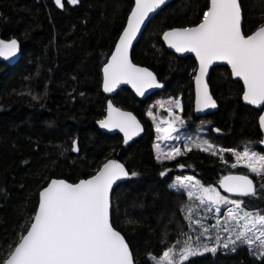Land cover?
Returning <instances> with one entry per match:
<instances>
[{"label": "trees", "instance_id": "trees-1", "mask_svg": "<svg viewBox=\"0 0 264 264\" xmlns=\"http://www.w3.org/2000/svg\"><path fill=\"white\" fill-rule=\"evenodd\" d=\"M239 2L247 34L264 23V0ZM207 4L208 0H170L133 45L132 60L151 68L164 87L140 99L122 86L112 96L144 127L142 135L123 146L119 133L101 131L96 120L104 115L107 98L101 89V67L132 0H79L76 5L63 0L62 8L53 0H0V37H16L22 47L15 63L0 60V256L5 258L9 245L25 232L39 189L51 177L76 181L110 157L137 174L116 184L111 193V223L125 236L135 264H158L168 248H176L189 234L197 235L192 219L200 208L170 185L177 174L191 172L201 185L219 188L224 174L247 173L254 179L255 194L236 198L243 209L264 215V179L244 165L232 167V151L264 152L258 144L260 109L242 101V83L226 65H215L208 83L218 107L196 116L192 84L196 61L192 55L177 56L161 40L168 27L199 22ZM156 94L181 98L182 122L187 129L199 124L219 146L215 155L190 147L172 160L155 157L147 108ZM73 141L78 151H72ZM216 248L215 253L199 251L202 254L179 264H264L247 244H236L235 251L233 245Z\"/></svg>", "mask_w": 264, "mask_h": 264}, {"label": "snow or ice", "instance_id": "snow-or-ice-1", "mask_svg": "<svg viewBox=\"0 0 264 264\" xmlns=\"http://www.w3.org/2000/svg\"><path fill=\"white\" fill-rule=\"evenodd\" d=\"M54 2L58 7L64 6L62 0ZM67 2L76 5L79 0ZM165 3L166 0H135V6L127 18V25L116 42L115 51L103 67L105 92H112L121 83L131 84L138 95H144L147 88L161 86L152 72L131 63L128 50L150 14ZM163 39L177 52H194L199 61V72L195 75L197 111L216 107L204 83V76L213 61H225L231 66L232 75L243 81L244 101L252 105H264V23L251 34H245L238 0H208L199 24L166 31L163 33ZM17 49L15 39L7 42L0 40V56L6 59L12 57ZM175 105L179 107L180 101L176 100ZM148 115L152 116V112L150 111ZM176 120H180V117L177 116ZM259 122L261 128H264V115L260 116ZM98 123L102 128H118L124 133L125 143L142 131L139 122L131 113L114 108L111 102L108 104V117ZM156 131L164 134L163 139H168L175 128L171 124L168 128L157 125ZM203 144L207 147L202 148L199 143L194 146L204 151L213 148L207 141ZM185 148L191 150L187 145ZM72 151H78L75 141ZM222 151L224 150L221 149ZM181 154L180 148H173L166 155V159L172 160ZM212 154L215 155L216 152L212 151ZM234 155L237 161H248L245 166L264 179V156L248 151L234 152ZM232 167L235 168L236 164ZM129 175L137 174L135 172L130 174L122 164L108 160L95 175L78 183L51 181L39 193L38 207L29 218V226L25 228L26 234L20 235L15 244L9 245L12 250L7 254V258L0 256V264H134L124 237L109 221V190L114 181ZM160 175L164 176L165 172H161ZM191 179L178 177L177 181L180 187H185L184 181ZM221 186L226 191L241 196L255 194L253 181L247 176L225 177L221 181ZM212 191L214 190L210 188L202 189L205 195L197 197L201 204H204L205 200L213 205L220 202L231 203L235 205L237 211L229 209L228 217L237 224L241 220L244 221L235 239L225 240L222 247L227 248L231 244L232 250L235 251L237 242L247 244L250 249L255 246L257 258L264 259V215L244 211L241 216V201H228L218 193L215 196L209 195ZM188 196L191 198L193 193L189 191ZM186 218L192 219L191 216ZM192 223L196 224L198 221L192 220ZM224 230L228 231L227 228ZM204 231L206 232L207 228ZM216 242L220 243L219 236L216 237ZM203 251L215 253L217 248L205 244ZM198 254L202 253L191 248H183L180 251L179 262ZM179 262L173 256V248H168L159 259V264Z\"/></svg>", "mask_w": 264, "mask_h": 264}, {"label": "rangeland", "instance_id": "rangeland-1", "mask_svg": "<svg viewBox=\"0 0 264 264\" xmlns=\"http://www.w3.org/2000/svg\"><path fill=\"white\" fill-rule=\"evenodd\" d=\"M180 101V106L177 107L175 105V101ZM153 108H157L158 111L154 110ZM181 98L173 97L169 94H156L153 96V98L150 100L148 104V112L151 111L152 116H149V119L152 122V126L154 128V138H153V148L155 152V157L158 156L160 159L166 158V155L171 152L173 148H180L181 152L186 150L185 145L189 147H195L194 145L199 143L201 144L202 148H206L207 145H204L203 142L207 141L208 145H212L213 148L211 151H215L219 146H217L214 142L210 141L208 136L203 133V128L201 126L196 125L193 129H187V123L181 122ZM161 109L165 110V112L161 113ZM180 117V120H176V117ZM184 120H186L184 118ZM173 128H175V131L171 133V136L168 139H163V133H158L156 131V126L159 125L162 128H168L169 125ZM159 145V147H157ZM244 151L248 152H255L258 156H264V152L260 151L258 149H252V148H244L239 151H232L234 152H240L243 153ZM176 157V156H175ZM234 163L237 165H246L248 161L241 160L237 161L236 156L234 155ZM249 169V168H248ZM185 178V177H191V180H185L184 184L185 187H180L179 183L177 181V178ZM173 188L178 189L180 191H184L190 200L191 204H197V206L200 208L199 212L195 214L194 219L195 221H198V223L193 224L195 226V232L197 235L189 234L183 239V243L176 246V248H173V256L176 257L177 261L179 262V255L180 251L183 248H191L194 250L203 251V245L207 244L209 247L222 245L225 240L228 239H235V235L238 231L241 230L240 226L244 224V221L241 220L239 224H237L236 221L231 220L228 217V211L229 209H232L234 212L237 211L235 208V205L231 203H223L220 202L218 204H211L209 201L205 200L204 204L200 203V200L197 199V197H200L202 195H205L202 192L203 188H210L214 191L209 193V195L215 196L217 193L220 197H226L228 201L237 200L238 198L234 196H230L225 194L223 191H221L216 186H204L201 185L200 182L195 178L194 174L191 172H185L183 174H177L174 176V179L171 181L170 184ZM191 191L193 193V196L189 198L188 192ZM219 209V211H217ZM242 211H240V215H243L244 211H248L253 213L254 215L258 212L255 210H245L242 208ZM260 214V213H259ZM260 227L259 225L257 226ZM207 228V231L205 232L204 229ZM227 228L228 231H225L224 229ZM235 229V231H233ZM255 231V230H254ZM203 233V235H201ZM253 233H249V235H252ZM258 234V233H256ZM220 237V243L218 244L216 242V237ZM239 242H237L238 244ZM231 246V244H229ZM228 246V247H229ZM255 252V246L251 248ZM159 264V262H158Z\"/></svg>", "mask_w": 264, "mask_h": 264}, {"label": "water", "instance_id": "water-1", "mask_svg": "<svg viewBox=\"0 0 264 264\" xmlns=\"http://www.w3.org/2000/svg\"><path fill=\"white\" fill-rule=\"evenodd\" d=\"M169 1H170V0H166V3H165V4H167ZM53 2H54V0H53ZM238 2H239V0H238ZM62 3H63V0H62ZM54 4H55V2H54ZM165 4H164V5H165ZM239 4H240V2H239ZM55 5H56V4H55ZM164 5H162V6H161L159 9H157L155 12H153V13L150 14V16H149V18L146 20L145 24L141 26V30L137 33L136 38L133 40L132 45H131V47H130L129 50H128V58H129V60L131 61V63H133L134 65H136V66H138V67L146 68V69H148V71L152 72L153 75H154L155 78H156L157 83H159V84L161 85L160 87L147 88V89L145 90L144 95H138L137 92H136V90L132 87V85H131V84H127V83H121V84L117 85V86L114 88V90H113L112 92H105V91H104V73H103V67H104L105 63H107L108 60L111 58L112 53L115 51L116 42H117V40L119 39V36H120V34L122 33L124 27H126V25H127V18H128V16H129V14H130L132 8L135 6V0H132V5H131V7H130L128 13H127V16H126V19H125L124 25H123L121 31L119 32V34H118V36H117V38H116V41H115V43H114L113 48L111 49L110 53L108 54L106 60L104 61V63L102 64V67H101V72H102L101 89H102V91L104 92V94L107 96V98H106V102H105V112H104V115H103L102 117L98 118V119L96 120V123H97V126L99 127V129H100L101 131H104V132H107V133H116V132L119 133V134L122 136V145H123V146H127V145L130 144L133 140H135L137 137H139L140 135H142L143 130H144V127H143V123H142V121L139 119V117H138V116H137V115H136L131 109L123 108V107H120V106H118L117 104H115L114 101H113V99H112V96H113V95L117 92V90H118L120 87H122V86L129 87V88L133 91V93H134L138 98H140V99L145 98V97H147V96L153 94L154 92H156V91H158V90H161V89L164 87V82L161 81L160 79H158V77L156 76L155 72H154L151 68H149V67L146 66V65H143V64H139V63H137V62H134V61L132 60V57H131V50H132V48H133V45L135 44V42H136L137 39L139 38V36H140L141 32L143 31L144 27L146 26V24L148 23V21L152 18V16H153L156 12H158V11H159ZM56 6H57V5H56ZM57 7H58V6H57ZM58 8H62V7H58ZM241 13H242V10H241ZM242 20H243V18H242ZM199 23H200V21L197 22V23H195V24H191V25L172 26V27H168V28L164 29V30L162 31V33H161V40H162V42H163V44H164V46H165L166 49H168L169 51L174 52L177 56L192 55V56L194 57L195 61H196V67H195V71H194V75H193V80H192V84H193V112H194V114H195L196 116L205 115V114H207V113L213 112V111H215V110L217 109V107H218V103H217L216 99L213 97V95H212V93H211V90H210L209 83H208V78H209V75H210L211 68H212L213 66H215V65H226V66L229 68L230 73H231V75H232V72H231V66L228 65L225 61H213V63L209 65V67H208V71H207V73H206L205 76H204V83L207 85L208 94H209V95L212 97V99L215 101L216 107H214V108H206V109H204L203 111H197V110H196L197 83H196V80H195V75L199 72V61H198V59H197V57H196V55H195L194 52H177L174 48L169 47V46H168V43L163 39V33L166 32V31H170V30H172V29L183 28V27H193V26H195V25H197V24H199ZM257 27H258V26H257ZM257 27H256V28H257ZM256 28H254L251 32L255 31ZM251 32H249V33H247V34H251ZM12 39H15V40L17 41V44H18V49H17L16 54H15L14 56H12V57L7 58V59H6L5 57H3V56H0V60H4V61L8 62L9 64H13V63H15V62L20 58L22 47H21L20 41H19L16 37H10V38L0 37V40H4V41H6V42H7V41H10V40H12ZM232 77H233V78H236V77H234L233 75H232ZM236 79L240 80L239 78H236ZM240 81H241V83H242L241 99H242V101H243L244 103L249 104V103H247L246 101H244V99H243L244 84H243V81H242V80H240ZM109 102H111V104H112V106H113L114 108H117V109L121 110L122 112H128V113H131V114L136 118V120L139 122V124H140V126H141V128H142V131H140L137 135H134V136L132 137V139L129 140L127 143L124 142V140H125L124 133L121 132L118 128H102V127L100 126V124L98 123L99 121L104 120V119H106V118L108 117V104H109ZM249 105H251V106H253V107H255V108L260 109V113H259V115H258L257 121H258L259 128H260V130H261L262 136H261L260 140L258 141V144H259V146H260L262 149H264V128H261V126H260V122H259V118H260V116H261V115H264V105H259V106H258V105H252V104H249ZM212 129H213V131H215L216 133H220V131L217 129V127H213ZM108 160H115L116 162L122 164V165L124 166L125 170H126L127 172H129V170H128V168L126 167V165L124 164V162H122V161H121L119 158H117V157H110V158H107L104 162H102V164L98 167V169H99L104 163H106ZM98 169H97V170H98ZM97 170H96L94 173H92V174H90V175H88V176H86V177H81V178H79V179L76 180V181H69V180H67V179H65V178H63V177H51V178L48 180V182H47L44 186H42V187L39 189V192H38V202H37V205H36L35 210H36L37 207H38V203H39V193H40V191H41L43 188L47 187L48 184L51 183V181H53V180H64V181L67 182V183H73V184H74V183H78V182H79L80 180H82V179H88V178H90L91 176L95 175L96 172H97ZM228 176H247L250 180L253 181V186H254V188H255L254 179H253L252 176H250L249 174H247V173H243V172H228V173L224 174V175L220 178V180H219V182H218V185H219V188L221 189V191H223L224 193H226V194H228V195H230V196H234V197H244V196H241V195H239V194H237V193H234V192H228V191H226V190L221 186V181L224 180V178H225V177H228ZM127 178H128V176H127V177H121L120 179L114 181V183H113V185H112V188L109 190V202H110V203H109V221H110V223H111V193H112V190H113V188H114V186H115L116 184H118V183L121 182V181L126 180ZM34 213H35V211H34ZM33 215H34V214H33ZM111 225H112V223H111ZM28 226H29V225H28ZM112 227H113L116 231H118V232L124 237L125 242L127 243L128 247H129V250H130V252H131V254H132V251H131V249H130V246H129V244H128L126 238H125V236L123 235V233H122L121 231H119L118 229H116L113 225H112ZM23 234H26V233L24 232ZM11 250H12V249H11ZM5 258H7V256H6ZM132 258H133V254H132ZM133 262H134V259H133ZM134 264H135V263H134Z\"/></svg>", "mask_w": 264, "mask_h": 264}, {"label": "flooded vegetation", "instance_id": "flooded-vegetation-1", "mask_svg": "<svg viewBox=\"0 0 264 264\" xmlns=\"http://www.w3.org/2000/svg\"><path fill=\"white\" fill-rule=\"evenodd\" d=\"M2 61H4V60H2ZM6 62V61H5ZM6 63H8V62H6Z\"/></svg>", "mask_w": 264, "mask_h": 264}]
</instances>
